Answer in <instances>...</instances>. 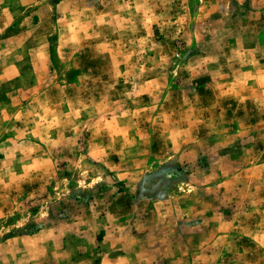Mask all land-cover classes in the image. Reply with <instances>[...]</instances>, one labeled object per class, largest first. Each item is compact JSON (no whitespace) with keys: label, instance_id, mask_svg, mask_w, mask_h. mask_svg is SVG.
Here are the masks:
<instances>
[{"label":"rangeland","instance_id":"374dc122","mask_svg":"<svg viewBox=\"0 0 264 264\" xmlns=\"http://www.w3.org/2000/svg\"><path fill=\"white\" fill-rule=\"evenodd\" d=\"M0 264H264V0H0Z\"/></svg>","mask_w":264,"mask_h":264}]
</instances>
